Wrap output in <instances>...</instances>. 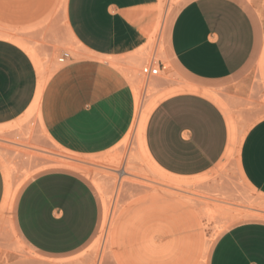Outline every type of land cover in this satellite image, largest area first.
I'll list each match as a JSON object with an SVG mask.
<instances>
[{
  "label": "crops",
  "instance_id": "crops-1",
  "mask_svg": "<svg viewBox=\"0 0 264 264\" xmlns=\"http://www.w3.org/2000/svg\"><path fill=\"white\" fill-rule=\"evenodd\" d=\"M159 2L66 0L65 22L77 50L50 75L43 72L39 100L42 128L60 148L93 156L126 135L135 115L129 80L145 61L161 18ZM159 35L174 77L167 88L177 92L160 101L142 126L146 155L166 175L200 176L223 159L232 140L224 109L207 94L233 112L250 98L256 72L264 81V0H181ZM40 79L22 49L0 40V127L26 114ZM238 159L245 181L264 198V118L245 133ZM12 198L0 168V209ZM99 223L97 196L83 178L61 171L34 177L12 217L29 256L19 264L75 256ZM207 264H264V220L241 221L221 233Z\"/></svg>",
  "mask_w": 264,
  "mask_h": 264
},
{
  "label": "rangeland",
  "instance_id": "rangeland-1",
  "mask_svg": "<svg viewBox=\"0 0 264 264\" xmlns=\"http://www.w3.org/2000/svg\"><path fill=\"white\" fill-rule=\"evenodd\" d=\"M180 2H159L161 18L144 51L145 61L129 80L133 103L136 93L139 97L136 123L133 114L118 144L98 155L71 154L48 136L37 114H25L0 127V168L13 192L9 205L0 209V264L29 259L13 229L14 206L24 186L47 171L80 176L92 187L100 206V223L91 242L75 256L52 264H207L221 233L241 221L264 220V198L245 181L238 159L245 133L264 118V81L259 72L250 98L233 112L227 111L218 96L207 94L224 109L232 138L223 159L212 169L180 178L166 175L147 158L142 126L160 101L177 92L167 88L174 77L162 59L159 33L163 19L168 20ZM65 3L0 0V36L5 35L0 40L18 46L30 57L41 75L36 94L47 79L43 72L50 75L62 65L58 60L64 53L73 55L77 50L66 26ZM152 59L155 64L162 60L166 70L146 78L140 71Z\"/></svg>",
  "mask_w": 264,
  "mask_h": 264
},
{
  "label": "bare ground",
  "instance_id": "bare-ground-1",
  "mask_svg": "<svg viewBox=\"0 0 264 264\" xmlns=\"http://www.w3.org/2000/svg\"><path fill=\"white\" fill-rule=\"evenodd\" d=\"M156 33H158V31L156 32ZM3 35V34H2ZM3 36H5V35H3ZM3 36H0V38H3ZM14 43L16 44L17 42H15L14 41ZM18 44V43H17ZM20 44V43H19ZM23 48H25V46H22ZM21 47V48H22ZM30 53V52H29ZM258 66H259V68H260V70H261V66H262V64H261V62L258 64ZM44 85H45V83H43L42 85H41V87L39 88V91H38V93L36 94V97H35V99H34V101H33V103H32V106L29 108V110L26 112V115L25 116H27V115H31V114H37L38 115V118H39V121H40V124H41V120H40V116H39V100H40V95H41V92H42V90H43V87H44ZM134 97H135V115H134V122L136 123V117H137V114H138V107H139V97H137V93H136V96L134 95ZM140 112V111H139ZM24 116V117H25ZM139 118V117H138ZM138 121V120H137ZM41 126H42V124H41ZM131 128H133V127H131ZM1 129V128H0ZM131 131V130H130ZM130 133V132H129ZM129 135V134H128ZM127 138H128V136H127ZM65 160H68V159H65ZM74 160V159H73ZM72 160V161H73ZM59 161H61V160H59ZM77 161V160H76ZM63 164H65L66 166H68V167H70V168H73V169H76V170H79V167L76 165V164H73V163H68V162H66V163H63ZM85 168V167H84ZM125 172H123V173H120V175H122V174H124ZM12 175V174H11ZM13 177V176H12ZM15 185V184H14ZM105 200V199H104ZM105 204V203H104ZM8 206V205H7ZM106 206V205H105ZM105 208V207H104ZM106 209V208H105ZM108 210V209H107ZM108 212H109V210H108ZM108 212H105V213H108ZM255 214V213H254ZM106 215V214H105ZM104 215V216H105ZM109 215V214H108ZM250 215H253V213L252 214H250ZM249 216V215H248ZM106 217H107V215H106ZM105 223V222H104ZM103 227H104V224H103ZM97 241V240H96ZM95 244H97V243H95Z\"/></svg>",
  "mask_w": 264,
  "mask_h": 264
},
{
  "label": "built area",
  "instance_id": "built-area-1",
  "mask_svg": "<svg viewBox=\"0 0 264 264\" xmlns=\"http://www.w3.org/2000/svg\"><path fill=\"white\" fill-rule=\"evenodd\" d=\"M69 57L68 53H64L62 57L58 60L59 63H63L67 58ZM164 66L155 64L154 60H151L148 64H145L141 68V74L142 76L146 78H155L157 77L161 70H164Z\"/></svg>",
  "mask_w": 264,
  "mask_h": 264
}]
</instances>
